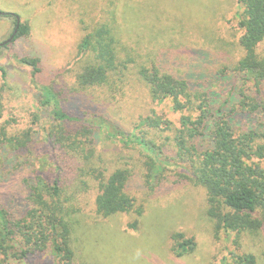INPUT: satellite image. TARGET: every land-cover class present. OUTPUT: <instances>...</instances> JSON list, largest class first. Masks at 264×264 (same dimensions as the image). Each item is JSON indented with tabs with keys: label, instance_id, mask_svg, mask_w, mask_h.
I'll return each instance as SVG.
<instances>
[{
	"label": "trees",
	"instance_id": "16d2710c",
	"mask_svg": "<svg viewBox=\"0 0 264 264\" xmlns=\"http://www.w3.org/2000/svg\"><path fill=\"white\" fill-rule=\"evenodd\" d=\"M236 5L243 52L237 62L202 49L177 48L161 51L146 66L138 64L133 50L121 45L115 16L86 29L78 50L89 62L77 75V88L82 92L104 86L117 89L123 71L133 66L153 100L151 114L140 117L131 134L90 111L82 112L83 103L76 97L63 104L48 87L33 85L10 100L0 90V264H76L69 216L76 212L73 201L84 185L83 177L98 182V215L106 218L132 210L142 214L126 193L133 178L127 169L105 177L103 172L83 168L81 160L78 184L73 188L64 184L67 165L78 160L83 146L87 150L98 144L102 131L160 163L148 178L160 182L162 166L171 165L168 159L174 161L179 182L205 189L208 215L217 229L227 235L262 229L264 51L259 49L264 43V0H236ZM6 16L15 22L11 42L29 34L18 17ZM21 63L32 67L33 76L38 73L34 60ZM174 63L185 71L176 76L167 73ZM0 72L4 74L2 67ZM165 101L171 102L170 109L163 108ZM167 131L173 135L172 157H164L163 145L154 141ZM135 227L136 223L131 225ZM172 240L177 256L195 247L182 233L173 234ZM238 260L254 264L252 256Z\"/></svg>",
	"mask_w": 264,
	"mask_h": 264
},
{
	"label": "rangeland",
	"instance_id": "374dc122",
	"mask_svg": "<svg viewBox=\"0 0 264 264\" xmlns=\"http://www.w3.org/2000/svg\"><path fill=\"white\" fill-rule=\"evenodd\" d=\"M236 13V0H0V45L15 29L14 19L6 15H15L29 28L27 36L0 47V67L4 70L3 75L0 72V90L10 100L18 99L33 85L48 87L63 104L76 97L83 103L79 107L82 112L90 111L131 134L140 117L151 114L153 100L133 66L123 71L124 79L116 82L117 89L104 86L82 92L77 88V75L89 62L78 50L86 29L111 22L115 16V34L121 45L133 50L138 64L146 66L156 61L161 51L177 48L202 49L237 62L243 52L238 44ZM259 51H264V43ZM23 59L34 60L38 73L33 76L32 67L21 63ZM173 66L167 73L176 76L185 71V67ZM163 105L170 109L171 102ZM97 124L101 125L100 121ZM102 132L98 133V144L87 150L83 146L78 160H70L64 184L70 188L78 184L81 160L83 168L103 172L105 177L117 169H127L134 180L126 193L142 214L132 210L106 218L98 215V182L83 177L84 185L73 201L76 212L69 216L76 264H241L238 257L247 256L253 257L254 264H264V226L227 235L208 215L205 189L179 182L180 170L173 166L174 161L168 159L171 165L162 166L165 170L159 174L163 177L160 182L148 178L160 163H154L142 149L126 146ZM172 139L169 131L154 139L163 145L164 157H172ZM176 233L192 239L195 247L177 256L172 240Z\"/></svg>",
	"mask_w": 264,
	"mask_h": 264
},
{
	"label": "water",
	"instance_id": "95a60500",
	"mask_svg": "<svg viewBox=\"0 0 264 264\" xmlns=\"http://www.w3.org/2000/svg\"><path fill=\"white\" fill-rule=\"evenodd\" d=\"M17 22L19 23V19L17 20ZM15 34H16V30L14 31L13 35L7 41H5L3 44L0 45V47L10 43L13 40Z\"/></svg>",
	"mask_w": 264,
	"mask_h": 264
}]
</instances>
